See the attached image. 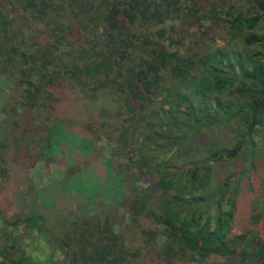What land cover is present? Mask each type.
<instances>
[{"label":"trees","instance_id":"16d2710c","mask_svg":"<svg viewBox=\"0 0 264 264\" xmlns=\"http://www.w3.org/2000/svg\"><path fill=\"white\" fill-rule=\"evenodd\" d=\"M0 77V204L59 172L0 264H264V178L214 182L264 139V0H0Z\"/></svg>","mask_w":264,"mask_h":264},{"label":"rangeland","instance_id":"374dc122","mask_svg":"<svg viewBox=\"0 0 264 264\" xmlns=\"http://www.w3.org/2000/svg\"><path fill=\"white\" fill-rule=\"evenodd\" d=\"M216 43L219 45L223 44V41L217 40ZM7 93V84L6 81L0 77V112H6L8 110V106H6V100L7 97H5ZM73 93V92H72ZM74 95V94H73ZM78 96L75 95L74 98H77ZM219 104V105H218ZM225 102H214L211 101L209 103L210 111L215 112L217 117H220L221 119H225L229 113V109H227L224 106ZM11 113V112H10ZM214 113V114H215ZM3 119V115L0 114V120ZM235 121V119H234ZM232 121L231 123L224 125L227 130L232 127ZM227 135H224L220 128H208L205 129L202 132V137L205 138L209 143L214 142H223L226 140ZM262 133L259 132L256 137V147L255 149L246 151V154L242 155V157H238L227 163L223 168H220L219 170L216 169L215 172L218 174V177L215 178L214 182L218 179H222L221 173H230L232 171H241V176H239V179L241 181L240 189L241 187L244 188L246 184L254 185L256 187H259L261 185L260 181L264 178V141H263ZM60 144V143H59ZM200 144V140H198L194 145ZM202 146H192L189 151L195 152ZM252 160V170L249 167V162L245 161ZM61 161V160H60ZM59 161V167L64 168L65 165L63 162ZM58 167V166H57ZM58 167V168H59ZM220 174V175H219ZM246 175H250L247 177ZM220 176V177H219ZM59 172L52 168L51 174L47 176L45 172L43 171L42 166H38L34 170L22 174L21 180L19 181L18 186H15L16 188H9L7 190V195L5 196L4 202L0 204V236H4L6 238H11V241L16 240V235L20 233L15 226L10 225L9 223H4L3 221L6 219H13L16 216H20L23 213H34L37 211H45L44 206L42 203L44 201L39 200V192L41 189H38V187L42 184H46L49 181H53L54 179H58ZM32 185V188H29V185ZM257 190V189H256ZM258 193V191H257ZM259 194V193H258ZM149 199L153 200L157 199L156 194L149 193ZM39 200V201H38ZM90 206L85 205L83 209H80L79 212H87L90 211ZM2 213L4 214L3 220L1 219ZM9 222V221H8ZM257 225L252 224V228ZM254 234L256 231L253 232ZM4 237H1V241L4 242ZM0 241V244H1ZM10 240L7 241V243L11 242ZM59 262L53 261L52 264H65L63 262L65 259L61 252L59 253ZM1 261V258H0Z\"/></svg>","mask_w":264,"mask_h":264}]
</instances>
